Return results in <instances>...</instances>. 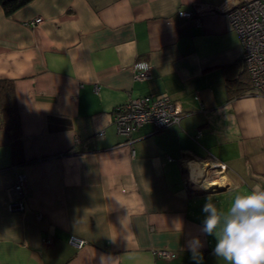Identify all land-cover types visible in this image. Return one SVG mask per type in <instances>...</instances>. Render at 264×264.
Instances as JSON below:
<instances>
[{
    "label": "crops",
    "instance_id": "obj_1",
    "mask_svg": "<svg viewBox=\"0 0 264 264\" xmlns=\"http://www.w3.org/2000/svg\"><path fill=\"white\" fill-rule=\"evenodd\" d=\"M238 4L32 0L11 16L0 6V81L13 83L20 126L11 139L0 117V264H226L200 232L202 208L264 188V96L227 18ZM138 62L146 81L134 80ZM146 96L182 115L129 142L112 113ZM188 164L205 167V189ZM18 175L21 212L8 208Z\"/></svg>",
    "mask_w": 264,
    "mask_h": 264
},
{
    "label": "built area",
    "instance_id": "obj_2",
    "mask_svg": "<svg viewBox=\"0 0 264 264\" xmlns=\"http://www.w3.org/2000/svg\"><path fill=\"white\" fill-rule=\"evenodd\" d=\"M178 16L185 20L192 18L189 12H179ZM227 18L241 45V61L249 77L251 89L264 96V0H239V4L227 14ZM132 70L135 81L149 79V66L146 63H135ZM181 115L179 104L168 97L146 96L118 106L112 113V122L119 135L132 142L133 133L142 126L149 124L154 131H161L178 124ZM219 169L223 172L225 166L219 165ZM25 185V176L18 175L11 189L12 202L8 206L10 211L23 210ZM69 244L80 249L85 245V241L70 237ZM153 253L163 259H172L175 256L166 250Z\"/></svg>",
    "mask_w": 264,
    "mask_h": 264
},
{
    "label": "clouds",
    "instance_id": "obj_3",
    "mask_svg": "<svg viewBox=\"0 0 264 264\" xmlns=\"http://www.w3.org/2000/svg\"><path fill=\"white\" fill-rule=\"evenodd\" d=\"M200 232L215 236L214 254L226 264H264V188L237 193L227 210L218 209L209 197ZM200 247L198 238L189 242L194 258ZM102 264H103V257Z\"/></svg>",
    "mask_w": 264,
    "mask_h": 264
},
{
    "label": "trees",
    "instance_id": "obj_4",
    "mask_svg": "<svg viewBox=\"0 0 264 264\" xmlns=\"http://www.w3.org/2000/svg\"><path fill=\"white\" fill-rule=\"evenodd\" d=\"M32 0H0V6L6 16H11ZM0 117L9 138L15 139L19 134V121L14 96L13 83L0 81Z\"/></svg>",
    "mask_w": 264,
    "mask_h": 264
},
{
    "label": "bare ground",
    "instance_id": "obj_5",
    "mask_svg": "<svg viewBox=\"0 0 264 264\" xmlns=\"http://www.w3.org/2000/svg\"><path fill=\"white\" fill-rule=\"evenodd\" d=\"M188 166H190L192 168L191 174L189 173V175H190V177H189L190 178V181L193 184L197 185V187L204 188L206 186L205 185L206 181L204 180V181H201V183H200V180H201V177L200 176L206 171L205 170V167L200 166V165H197V164H188Z\"/></svg>",
    "mask_w": 264,
    "mask_h": 264
},
{
    "label": "rangeland",
    "instance_id": "obj_6",
    "mask_svg": "<svg viewBox=\"0 0 264 264\" xmlns=\"http://www.w3.org/2000/svg\"><path fill=\"white\" fill-rule=\"evenodd\" d=\"M248 191L245 190V193H247ZM236 194H225V195H222L219 196V198H217V202L215 205H219V208L220 209H223V210H227V208L230 206V204L232 203V200H233V197L235 196Z\"/></svg>",
    "mask_w": 264,
    "mask_h": 264
}]
</instances>
